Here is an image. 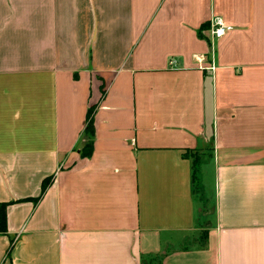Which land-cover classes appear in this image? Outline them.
I'll return each mask as SVG.
<instances>
[{
	"label": "crops",
	"instance_id": "0c3cea01",
	"mask_svg": "<svg viewBox=\"0 0 264 264\" xmlns=\"http://www.w3.org/2000/svg\"><path fill=\"white\" fill-rule=\"evenodd\" d=\"M12 202L0 264H264V0H0Z\"/></svg>",
	"mask_w": 264,
	"mask_h": 264
},
{
	"label": "rangeland",
	"instance_id": "374dc122",
	"mask_svg": "<svg viewBox=\"0 0 264 264\" xmlns=\"http://www.w3.org/2000/svg\"><path fill=\"white\" fill-rule=\"evenodd\" d=\"M207 154L208 153H206L205 155ZM197 159H200V156H197ZM202 160H204V158ZM195 197L197 199V202L199 201L200 207L203 208L202 216L200 217V220L198 223L202 229L204 226L207 225L206 224L207 217L213 213V202L210 200L211 198L209 199L207 195L205 196L203 194V191L197 185L195 186ZM202 232L203 231L201 230L199 234L202 235ZM202 243H203V238L201 240H198V237H193V238H190L187 245H189L190 247H199V246H202ZM147 260L149 261V259ZM148 261L143 260L142 264H159V258H157L155 261L154 260H152L151 262H148Z\"/></svg>",
	"mask_w": 264,
	"mask_h": 264
},
{
	"label": "trees",
	"instance_id": "16d2710c",
	"mask_svg": "<svg viewBox=\"0 0 264 264\" xmlns=\"http://www.w3.org/2000/svg\"><path fill=\"white\" fill-rule=\"evenodd\" d=\"M91 112L92 111L90 110L89 111V116H88L89 117V127L92 126ZM194 163H195L194 164V182L196 183V181H198L197 172H198V165H199V159H197V157H195ZM50 182H51V179H47V180L44 181L43 187H42L41 197L47 191ZM40 198H38L36 200H31V201L38 202ZM25 201H30V199L21 200L20 202H25ZM13 203L14 202L0 204V233H7V208H8L9 205H11Z\"/></svg>",
	"mask_w": 264,
	"mask_h": 264
},
{
	"label": "built area",
	"instance_id": "2783aa9c",
	"mask_svg": "<svg viewBox=\"0 0 264 264\" xmlns=\"http://www.w3.org/2000/svg\"><path fill=\"white\" fill-rule=\"evenodd\" d=\"M211 40H218L226 36L232 27L227 25L222 18H214L211 22ZM212 68V67H211Z\"/></svg>",
	"mask_w": 264,
	"mask_h": 264
}]
</instances>
